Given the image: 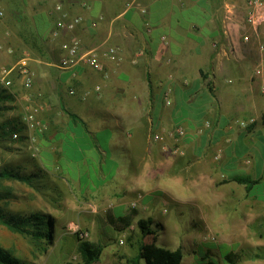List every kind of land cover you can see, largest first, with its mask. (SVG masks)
I'll return each mask as SVG.
<instances>
[{
    "label": "crops",
    "instance_id": "0c3cea01",
    "mask_svg": "<svg viewBox=\"0 0 264 264\" xmlns=\"http://www.w3.org/2000/svg\"><path fill=\"white\" fill-rule=\"evenodd\" d=\"M246 2L0 0V9L6 15L5 27L12 33V50L21 48L27 54L23 60L34 70L33 92L50 111L44 114L53 131L50 138L62 141L63 149L73 144L87 171L96 172L88 166L89 160L98 161L97 165L133 164L140 169H130L131 179L140 181L151 165L156 164L157 169L161 165L153 132L159 134L162 129L165 135L171 132L170 126H185L193 144L197 130L210 121L213 130L206 128V135L212 136L213 147H219L225 138L220 133L227 128L233 152L248 150L243 160L232 156L228 166H233L235 175L258 180L250 191L255 192L264 169V78H252L250 71L260 52L254 42L243 40L250 31ZM227 4L236 5L237 10L226 33ZM65 15L83 21L73 32L54 37L56 25ZM72 34L86 48L100 50L103 70L88 65L59 67L65 54L63 45ZM260 40L264 43V24ZM110 48L116 49L117 60L105 55ZM210 90L216 92L218 105ZM165 96L173 99L171 106L162 103ZM183 113L185 122L179 124ZM193 149L185 158L188 163L191 157L201 156ZM161 177L152 174L148 178ZM197 179L193 176V186Z\"/></svg>",
    "mask_w": 264,
    "mask_h": 264
},
{
    "label": "rangeland",
    "instance_id": "374dc122",
    "mask_svg": "<svg viewBox=\"0 0 264 264\" xmlns=\"http://www.w3.org/2000/svg\"><path fill=\"white\" fill-rule=\"evenodd\" d=\"M6 21L5 15L0 32V75H7L14 86L11 90L0 87V171L19 177L0 178V207L14 218L39 214L49 225L44 235L35 236L32 230H44L37 229L40 221L27 226L29 233L14 232L0 224V247L26 264H81L82 239L104 245L94 264H147V248L156 237L158 246L182 249V264H264V169L263 180L250 192L258 180L235 175L233 166H228L232 156L243 160L249 152H233L227 128L220 133L225 138L219 147H213L212 136L206 135V128L213 130L210 121L197 130L193 144L185 126L180 127L184 135L177 132V125L170 126L171 132L165 135L162 129L159 134L153 132V141L160 146L161 165L158 169L151 165L140 181L131 179L130 169H140L133 164L97 165L98 161L89 160L88 166L96 172L87 171L73 144L63 149L62 141L50 138L53 131L44 119L50 111L33 92L34 70L28 61L23 65L27 54L21 48L12 50ZM107 58L117 60L119 56L116 52ZM25 69L33 79L29 89L21 84ZM250 71L253 78L254 68ZM210 92L217 104L216 92ZM164 99L162 103L172 105V98ZM35 108H39L36 118L41 125L36 130L25 129L21 120ZM62 109L71 115V110ZM183 122L184 113L178 120ZM242 124L246 131L251 130L249 124ZM15 132L19 133L16 139ZM191 148L201 156L192 155L188 163L185 158ZM152 174L162 177L151 181L148 177ZM193 176L199 178L196 186L192 185ZM109 214L134 215L133 227L113 226ZM142 221L153 234L144 232Z\"/></svg>",
    "mask_w": 264,
    "mask_h": 264
},
{
    "label": "built area",
    "instance_id": "2783aa9c",
    "mask_svg": "<svg viewBox=\"0 0 264 264\" xmlns=\"http://www.w3.org/2000/svg\"><path fill=\"white\" fill-rule=\"evenodd\" d=\"M57 9L62 11V6L58 5ZM246 24L250 29L248 34L243 36V40L247 43L254 42L257 50L260 52L258 61L254 67L253 78L261 79L264 78V43L260 40V27L264 24V0H247L246 5ZM237 6L234 4H227L225 6V32H228L227 24L233 20L236 13ZM5 13L0 10V32L3 27V19ZM82 18L67 17L65 15L64 19L58 21L56 28L53 32L54 37H60L64 32H73L75 28L82 23ZM1 47V46H0ZM63 48L65 54L62 56L59 67L63 69H69L76 67L78 65H88L94 70H102V54L97 48H86L82 41L74 34H72L68 41L64 43ZM115 48H110L109 53L105 52L112 58L116 53ZM26 61H23V65H26ZM32 76L28 73L27 69L24 70V77L21 82L24 88L29 89L32 87ZM14 86L13 80H11L7 75H0V87L7 90H11ZM261 90L264 92V84L261 85ZM73 93V90H71ZM170 104V101H168ZM39 113V108H35L31 112H27L21 122L25 125V129H38L41 125L40 121L37 120L36 115ZM177 132L180 135H184V130L182 128L178 129ZM19 137V133L15 132L13 138ZM157 139L162 138L156 136Z\"/></svg>",
    "mask_w": 264,
    "mask_h": 264
},
{
    "label": "trees",
    "instance_id": "16d2710c",
    "mask_svg": "<svg viewBox=\"0 0 264 264\" xmlns=\"http://www.w3.org/2000/svg\"><path fill=\"white\" fill-rule=\"evenodd\" d=\"M2 93L0 92V100L2 99ZM264 120V117H263ZM19 177L17 174H12L8 171H0V178H12V177ZM136 215V214H135ZM134 215H125V216H115L113 214L108 215V219L110 224H112L115 227H118V224H122L126 228L127 226L131 225L132 219ZM44 218L41 217V215H32L31 217L26 218H14L12 216H7L3 212L2 208L0 207V224L5 225L10 230L14 232L19 233H29L27 231V226L29 224H36V221H40L37 227L42 228L44 230H36L31 231V234H34L35 236H41L44 235V233L48 230V222L43 220ZM47 225V229H46ZM142 229L147 234H153V231L148 228L145 221L141 222ZM46 236H49V234L46 233ZM153 243L147 248V254H148V261L147 264H182L184 253L181 248H177L175 250H171L165 247H161L156 245V237H154ZM79 250L82 254L83 261L81 264H94L99 260L101 257L104 245L98 242H93L89 240H82L80 241ZM0 264H26L23 261L17 259L16 257L12 256L10 252L0 247ZM67 264H73L71 262H68Z\"/></svg>",
    "mask_w": 264,
    "mask_h": 264
}]
</instances>
